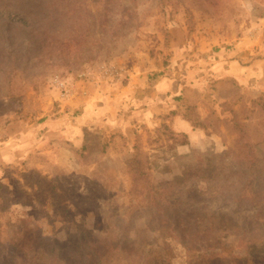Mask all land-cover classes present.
<instances>
[{"label": "rangeland", "instance_id": "1", "mask_svg": "<svg viewBox=\"0 0 264 264\" xmlns=\"http://www.w3.org/2000/svg\"><path fill=\"white\" fill-rule=\"evenodd\" d=\"M83 1L0 0V264H264V0Z\"/></svg>", "mask_w": 264, "mask_h": 264}, {"label": "trees", "instance_id": "2", "mask_svg": "<svg viewBox=\"0 0 264 264\" xmlns=\"http://www.w3.org/2000/svg\"><path fill=\"white\" fill-rule=\"evenodd\" d=\"M83 2H84L83 0H59V3L57 5L58 9H56V11H55V16H58L59 20H63L64 22H66L69 25V27L71 28V30L75 31V34L80 32V29H79L77 24L75 25V22L77 21V18L79 19V17H80V15H79L80 6L83 5ZM59 7H60V9H59ZM2 11L4 13H7L9 16L12 14H16V13H12V11L9 9L8 6H4ZM23 15H24V13H23ZM69 20H71L72 25L69 23ZM69 39H70V37L62 40L61 43H64L66 40H69ZM187 142L188 141L186 140L182 144L183 145L187 144Z\"/></svg>", "mask_w": 264, "mask_h": 264}, {"label": "crops", "instance_id": "3", "mask_svg": "<svg viewBox=\"0 0 264 264\" xmlns=\"http://www.w3.org/2000/svg\"><path fill=\"white\" fill-rule=\"evenodd\" d=\"M178 126H179V129L178 128L177 129L188 134L189 138H191V136L195 135V133H193V131H192V128L190 127V125L187 122H184L181 120L178 122Z\"/></svg>", "mask_w": 264, "mask_h": 264}]
</instances>
